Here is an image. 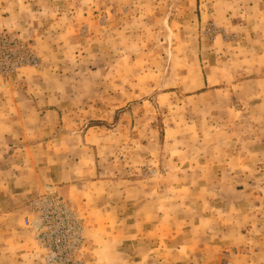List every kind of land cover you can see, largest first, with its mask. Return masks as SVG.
<instances>
[{
  "label": "rangeland",
  "instance_id": "rangeland-1",
  "mask_svg": "<svg viewBox=\"0 0 264 264\" xmlns=\"http://www.w3.org/2000/svg\"><path fill=\"white\" fill-rule=\"evenodd\" d=\"M129 1L0 0V19L5 21L0 28V83L8 85L13 75L37 78L36 85H43L51 107L65 104L72 118L68 129L123 130L103 135L101 157L114 156L107 151L113 146L115 164L126 167L131 177L140 173L148 179L161 178L169 170L167 164L177 161L195 166L226 160L233 167L225 170L228 182L210 185L208 193L252 199L240 201L242 212L236 218H222V229H229L226 244L212 251L209 260L203 254L209 246L219 245L218 238L207 242L201 237L187 247L195 258L184 256L179 264H264V102L253 112L250 105L239 103L241 117L228 111L227 120L234 119L225 130L234 135L226 137L220 152L209 145L208 136H194V130L187 128L194 124L195 111L183 101L187 94L172 87L196 84L195 77L210 71L217 75H210L212 82L226 80V75L227 82L240 79L237 72L243 66L259 68L243 72V79L264 80V0H191L193 5L187 3L190 0H164L169 7L153 17L149 0H134L144 6L136 13L127 6ZM258 96L264 97V92ZM197 113L202 114V108ZM200 123L204 132L205 124ZM178 125L182 131L170 133ZM211 166L208 175L221 171ZM162 187L164 195L176 197L183 215L191 210L194 199L189 191L198 186L164 182ZM172 190L177 194L169 193ZM48 191L61 196L81 221V259L90 264L86 217L57 186L29 200L26 226L38 221L31 202ZM193 219L188 223L192 225ZM170 223L174 225L171 220L164 225ZM39 229L33 228L32 242L45 264L35 241ZM178 239L185 235L178 234Z\"/></svg>",
  "mask_w": 264,
  "mask_h": 264
},
{
  "label": "crops",
  "instance_id": "crops-1",
  "mask_svg": "<svg viewBox=\"0 0 264 264\" xmlns=\"http://www.w3.org/2000/svg\"><path fill=\"white\" fill-rule=\"evenodd\" d=\"M149 1L150 17L158 16L157 10L169 7L164 0ZM187 3L193 5L191 0ZM127 6L134 13L144 7L134 0ZM4 23L0 19V28ZM253 70L258 72L259 68L243 66L237 72L240 79L236 77L228 82L227 75L226 80L220 77V82H212L217 75L210 71L201 78L195 77L196 84L172 86L187 94L183 101L195 111L194 124L187 126L194 130V136H208L209 145L221 152L226 137L234 135L225 130L226 123L234 119L231 116L227 120L228 111L241 117L244 113L239 103L250 105L251 112L258 111L264 102V97L258 96L264 92V80L243 79V72ZM36 79L13 75L8 85L0 83V264H42L32 242L33 228L39 229L41 225L33 221L26 226L24 220L29 200L50 186L60 188L84 213L90 264H179L184 256L190 261L195 258L187 247L201 237L207 242L218 238L219 245L209 246L210 252L203 254L209 260L212 251L217 252L226 244L225 234L229 229H222L221 220L236 218L242 212L240 201L246 199L239 194L211 196L208 193L210 185L228 182L225 170L233 167L226 160L195 163V166L177 161L171 166L167 164L169 170L161 178L148 179L140 173L131 177L126 167L115 164L113 146L107 151L114 156L101 157L103 135L123 130L68 129L67 121L72 118L65 104L59 102L58 108L51 107L50 96L45 94L41 83L36 85L39 84ZM201 108L203 113L198 115ZM201 121L205 124L204 132L200 131ZM177 128L181 125L171 128L170 133L182 131ZM209 165L212 170L221 171L208 175ZM164 182L198 186L189 191L194 200L188 213L183 215L178 210L180 204L175 196L164 195ZM169 193L177 194L173 190ZM180 217L186 218L180 220ZM192 217L191 225L188 221ZM167 220L174 225H164ZM178 234L185 235V239L179 240ZM213 254L214 259L222 261Z\"/></svg>",
  "mask_w": 264,
  "mask_h": 264
},
{
  "label": "built area",
  "instance_id": "built-area-1",
  "mask_svg": "<svg viewBox=\"0 0 264 264\" xmlns=\"http://www.w3.org/2000/svg\"><path fill=\"white\" fill-rule=\"evenodd\" d=\"M30 207L41 224L34 235L45 264H85L83 226L72 207L53 191L36 198Z\"/></svg>",
  "mask_w": 264,
  "mask_h": 264
}]
</instances>
